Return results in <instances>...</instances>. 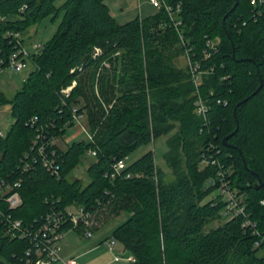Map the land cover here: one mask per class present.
Here are the masks:
<instances>
[{
    "label": "trees",
    "instance_id": "16d2710c",
    "mask_svg": "<svg viewBox=\"0 0 264 264\" xmlns=\"http://www.w3.org/2000/svg\"><path fill=\"white\" fill-rule=\"evenodd\" d=\"M166 2L173 8L179 4L176 16L185 40L203 68L212 67L200 87L209 105L206 125L194 112L188 69L173 62L184 47L165 9L118 24L104 0H64L60 6L55 0H0L4 61L17 41L24 46L30 24L62 13L54 36L31 54L34 67L21 87L10 99L0 95V102L11 104L12 117L0 138V180L11 187L19 181L9 192L21 198L14 209L0 202V264H27L28 237H20V230L36 224L52 207L70 205L108 215L125 210L128 217L113 237L129 251L131 264H264V254L253 247L257 236L242 228V215L220 222V196L201 202L216 188L208 181L217 166H200L203 154L231 165V187L243 195L245 212L264 236V185L257 184V176L264 181V3L254 9L250 0ZM207 38L216 39L219 50L204 59ZM118 48L119 65L105 67V59ZM115 76L117 86L106 85L107 77ZM259 76L262 86L253 93ZM248 95L235 110L236 122L233 108ZM219 98L227 103H217ZM74 108L88 114L92 137L66 149L53 144L49 170L37 154L36 136L46 142L63 135L74 124ZM236 126L227 141L240 153L222 143ZM171 131L164 159L172 179H165L152 151L111 176L118 159ZM85 149L94 150L95 159L87 167L90 181L82 185L67 176ZM12 220L21 222L12 230L15 236L9 234ZM214 220L219 224L206 229Z\"/></svg>",
    "mask_w": 264,
    "mask_h": 264
},
{
    "label": "built area",
    "instance_id": "2783aa9c",
    "mask_svg": "<svg viewBox=\"0 0 264 264\" xmlns=\"http://www.w3.org/2000/svg\"><path fill=\"white\" fill-rule=\"evenodd\" d=\"M151 5L156 9L163 8L167 11L169 15L170 22L177 30L178 38L184 47L183 57L185 59V67L188 69L190 74L191 81L195 87V100H194V112L199 116L206 125L207 120V111L209 105L207 99L204 98L200 92V87L203 81V75L209 73L212 70V67L203 68L201 62L195 58L193 52V47L190 46L188 40H185V37L182 33L181 19L176 16V12L179 9V4L172 7L168 4L166 0H149ZM264 3V0H250V4L254 9ZM23 8V7H22ZM15 37H18V33L14 34ZM205 49L202 50L204 59L210 57L212 53H216L219 50V43L216 39L207 38L205 42ZM41 45H35V50L37 51ZM31 54L28 53L24 46L21 45L19 41L16 43V49L8 56L7 60L4 61L0 59V77L4 74L7 69H10L13 72L21 71L25 64L26 58H30ZM223 66V64H221ZM226 79L227 76L222 77ZM75 84V81L72 82V85L63 89L62 92L67 93L71 87ZM212 94V92H211ZM217 103L226 104V100L217 99ZM84 115L82 113H77V108L73 109V120L74 122L81 123V118ZM32 122H35V119H32ZM5 134L0 131V138ZM92 134L90 133V139ZM39 134L36 136L34 145H36L37 154L42 158L44 166L47 169L51 170L53 167L51 164L54 162L53 158L50 157L54 155L55 149L52 148L54 138L49 139L46 142H38ZM213 148V149H212ZM211 149L214 150L213 145ZM92 155H95L94 150H90ZM126 159H118L114 164V171L111 176L118 174L121 169L126 165ZM216 165L217 169L215 176L210 178L208 185L216 186V189L220 192V201L224 203L222 215L224 217H236L238 215L243 216L242 228L244 231L251 232V234L256 235L257 239L254 241V248H258L260 255L264 254V236L258 231L256 222L252 221L248 214L245 212V206L243 204V195L239 193L236 189L231 187L229 176L231 174V165L225 166L221 164L218 158L213 154H208L206 156L203 154L200 160V166L207 165ZM58 168L57 166H55ZM59 171L56 172L58 174ZM129 174H127V177ZM19 185V181L14 182L13 187L4 180H0V202H5L9 209H14L21 203V198L19 194L15 191H11L15 186ZM264 204V200L261 201ZM94 211H85L82 206L70 205L65 207L64 210L52 207L42 218L34 225L28 227L27 229L20 230V237H28V248L25 250L26 254V263L27 264H81L75 257L61 258L59 255V244L58 241L63 236V233L69 229H83V235L85 237H90L92 235L91 231V220L94 215ZM228 218V219H229ZM66 224L69 226L64 228ZM12 226V227H10ZM9 226V234L15 236L12 232L13 228L20 227L21 222L19 220H12V225ZM81 227V228H80ZM114 237L111 239L106 238V244L113 249ZM119 257V256H118ZM129 258V257H128Z\"/></svg>",
    "mask_w": 264,
    "mask_h": 264
},
{
    "label": "rangeland",
    "instance_id": "374dc122",
    "mask_svg": "<svg viewBox=\"0 0 264 264\" xmlns=\"http://www.w3.org/2000/svg\"><path fill=\"white\" fill-rule=\"evenodd\" d=\"M64 0H55V5L60 6ZM105 4L109 7L111 17L116 23L122 24L130 21L136 17L146 18L157 12V9L151 5L149 0H104ZM61 12L53 17V14H49L41 18L38 22L30 24L23 33L24 48L30 53L36 52L35 45H41L49 41L55 34L58 24L61 20ZM122 49L118 48L110 54V59H105V67H109L112 63L119 65L121 60ZM173 62L178 67L185 66V59L182 56L174 58ZM115 63V64H116ZM34 65L30 58H26V64L24 68L19 72H13L7 69L0 77V95H4L10 99L15 91L19 89L25 79H27L30 71ZM118 71V70H117ZM83 80V79H82ZM117 79L115 77H107L106 85L109 87L117 86ZM83 85L84 80L80 81ZM78 105L83 106L84 100L82 97L78 98ZM94 105L91 103V108ZM11 104L6 100L0 102V131L6 134L11 121ZM84 116L81 118V123L74 122L73 125L68 126L66 132L54 138V142L62 149H66L68 144L75 142L88 143L90 141V131L87 125L88 114L84 110ZM105 119V115H102L101 122ZM171 131L168 134L162 135L144 143L131 151L127 158L126 164H129L139 158L147 151H152L154 163L163 170L166 175V180L172 179L171 170L165 162L164 155L168 150L166 143ZM95 157L90 153V149L82 151L77 158V162L68 173V179H78L82 185H86L90 181V177L87 172V167L94 161ZM208 187V185H207ZM220 196L218 189L211 190L202 199V203L209 200V198ZM104 209V208H103ZM106 213L105 210H97L92 216L91 231L92 237L87 238L83 235V227L81 229H69L63 233L64 236L58 241L60 250L59 255L61 258H67L73 255L81 264H131L130 261L123 255L125 248L123 243L118 239H114L113 249H111L105 242V239H111L113 237L114 230L125 222L128 217V213L125 210H120L119 213ZM229 217H222L220 222H225ZM218 220L212 221L206 226L208 229L211 226H217ZM120 255L121 257H118ZM119 261L114 263L113 260ZM112 260V262H111Z\"/></svg>",
    "mask_w": 264,
    "mask_h": 264
},
{
    "label": "water",
    "instance_id": "95a60500",
    "mask_svg": "<svg viewBox=\"0 0 264 264\" xmlns=\"http://www.w3.org/2000/svg\"><path fill=\"white\" fill-rule=\"evenodd\" d=\"M235 3H236V2H235ZM235 3H234V4H235ZM232 56L234 57V53H232ZM250 60H251V59H250ZM261 86H262V80H261V78H260V76H259V85H258V87L253 91V93L256 92V91H258L259 88H260ZM253 93H252V94H253ZM250 96H251V95H248V96L244 97L243 99H241L240 101H238V102L235 104V106H234V108H233V116H234L235 119H236V114H235V110H236V108H237L241 103L245 102ZM236 122H237V119H236ZM237 128H238V126H236V128H235L232 132H230L228 135L224 136V137L222 138V143H223L224 145L228 146V147H231V148L237 149V151L240 153V149H239L236 145H233V144H231V143H229V142L227 141L228 138H229L230 136H232V135L236 132ZM244 166L246 167L245 162H244ZM253 173L257 176V174H256L255 172H253ZM257 184H259V185H264V181H263L262 179H260L258 176H257ZM123 256H124L125 258H128V257H129V251L126 250Z\"/></svg>",
    "mask_w": 264,
    "mask_h": 264
},
{
    "label": "crops",
    "instance_id": "0c3cea01",
    "mask_svg": "<svg viewBox=\"0 0 264 264\" xmlns=\"http://www.w3.org/2000/svg\"><path fill=\"white\" fill-rule=\"evenodd\" d=\"M63 236H64V235H63ZM91 237H92V236L87 237V238H91ZM118 256L121 257L120 255H118ZM68 257H74V256L71 255V256H68ZM76 259H77V258H76ZM127 259H128V260L130 261V263H131L132 258L130 257V258H127ZM112 260H113V259H112ZM112 260H111V262H112ZM113 262H114V263H118L119 261H118V260H117V261H116V260H115V261L113 260ZM122 264H127V263H122Z\"/></svg>",
    "mask_w": 264,
    "mask_h": 264
},
{
    "label": "bare ground",
    "instance_id": "6f19581e",
    "mask_svg": "<svg viewBox=\"0 0 264 264\" xmlns=\"http://www.w3.org/2000/svg\"><path fill=\"white\" fill-rule=\"evenodd\" d=\"M130 258V257H129Z\"/></svg>",
    "mask_w": 264,
    "mask_h": 264
}]
</instances>
